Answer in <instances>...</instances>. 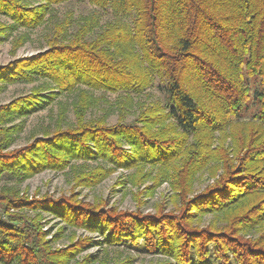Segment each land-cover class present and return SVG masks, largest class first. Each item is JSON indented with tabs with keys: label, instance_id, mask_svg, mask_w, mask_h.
<instances>
[{
	"label": "trees",
	"instance_id": "trees-1",
	"mask_svg": "<svg viewBox=\"0 0 264 264\" xmlns=\"http://www.w3.org/2000/svg\"><path fill=\"white\" fill-rule=\"evenodd\" d=\"M38 1L24 6L0 0V13L15 25L34 29L48 21L52 27L49 52L0 67L1 80L45 77L62 91H80L78 120L97 101L85 90L121 93L123 113L134 107L133 95L148 87L156 85L162 96L159 102L141 103L131 121L121 114L113 125L104 118L80 123L10 152L5 150L15 127L4 125L31 114L47 95L0 105V180L103 159L112 167L82 176L86 185H94L114 169L149 165L158 169L156 184L170 182L180 207L145 215L75 197L44 206L45 199L9 200L3 190L0 201L8 204H0V264H65L84 250L51 252L33 220L10 213L48 210L53 204L69 225L105 236L94 243L107 248L130 240L138 250L164 255L158 264H264V0H89L116 16L98 30L95 14L82 17L75 28L72 14L50 13L67 0ZM239 123L246 127L239 130ZM205 172L208 184L191 197L194 182ZM209 214L208 225L197 224ZM123 218L133 223L125 226ZM97 259L90 255L83 264Z\"/></svg>",
	"mask_w": 264,
	"mask_h": 264
},
{
	"label": "rangeland",
	"instance_id": "rangeland-1",
	"mask_svg": "<svg viewBox=\"0 0 264 264\" xmlns=\"http://www.w3.org/2000/svg\"><path fill=\"white\" fill-rule=\"evenodd\" d=\"M24 6H36L38 0H18ZM59 18L72 14L74 27L78 26L82 17L97 16L99 28L106 26L108 22L116 20L112 9L104 10L92 4L89 0H67L54 5V10L50 11ZM47 13L45 18L49 20L51 14ZM126 22L127 19L123 18ZM69 29V32L74 30ZM52 27L50 22L37 28L29 29L15 25L14 20L9 16L0 13V67H6L11 64H18L26 58L37 54L49 52L52 45L49 43ZM134 48L129 47L128 53L131 54ZM49 54V53H48ZM1 73V72H0ZM254 77L249 78L253 80ZM251 82V81H250ZM252 83V82H251ZM61 87L50 78L37 77L30 80L6 81L0 78V105H6L18 98L30 96L32 94H43L46 101L41 102L39 108L28 116H22L15 119L12 123L4 126L14 125V129L9 133L14 139L5 152L23 149L31 145L34 146L38 140L47 139L54 136L59 131L72 130L80 127V123H90L104 118L105 124L113 125L119 122L120 115L124 121H131L137 115L139 105H150L158 101L162 95L156 85L148 87L140 95H133L134 107L127 113L121 111V93H103L100 90H85L92 92L96 97V105L88 109L82 118L76 117V108L80 104V91H62ZM82 88H80L81 90ZM85 89V88H84ZM55 91L54 94H51ZM89 92V93H90ZM53 93V92H52ZM88 93V94H89ZM53 96L52 100L49 98ZM253 109V107L251 108ZM121 121V120H120ZM88 122V123H87ZM239 130L246 127L245 123H239L236 126ZM112 167L103 159L99 160H75L71 161L64 169L46 168L37 171L27 177H17L9 179L6 177L0 180V193L5 190L9 200L27 199L30 201L44 200V206L49 202L60 200L64 197H75L92 206L99 203L106 204L116 212H141L145 215L155 214L157 211L171 212L180 207V200L175 199L174 190L170 182L164 181L156 184L155 178L158 169L146 165L144 167H120L114 169L107 177L94 185H86L83 174H88L91 170L99 171L105 167ZM208 173L200 174L198 180L194 182V193L204 190L208 184ZM6 202V203H5ZM8 204L7 201H0V204ZM55 204L49 206L48 210L33 211L27 208L10 209V213H18L30 218L40 227L45 236L43 242L48 243L47 247L51 252H62L68 249L73 251L76 248H84L78 251L66 260L65 264H83L90 255H96L98 259L94 262L87 261V264H123L128 258H134L131 264H158L164 262L166 257L161 254L150 253L146 250H138L129 246L130 240L122 241L121 245L105 247L106 244H97L105 240V236L98 232H90L85 228L69 225L60 216L54 208ZM55 210V212H54ZM40 212V213H38ZM212 220V215H206L201 223L202 226L208 225ZM122 224L130 226L132 219L123 218ZM121 224V223H120ZM256 237L257 233L254 234ZM145 243L144 241H142ZM96 244L85 247V244ZM223 263H227L222 258Z\"/></svg>",
	"mask_w": 264,
	"mask_h": 264
}]
</instances>
